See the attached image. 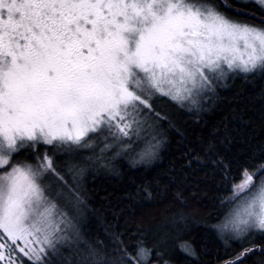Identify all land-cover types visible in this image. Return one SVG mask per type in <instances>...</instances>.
Here are the masks:
<instances>
[{
	"label": "snow or ice",
	"instance_id": "1",
	"mask_svg": "<svg viewBox=\"0 0 264 264\" xmlns=\"http://www.w3.org/2000/svg\"><path fill=\"white\" fill-rule=\"evenodd\" d=\"M257 74L264 0H0V264H176L175 248L211 264L182 239V203L151 241L94 235L86 179L147 169L170 134L186 139L178 114L199 116L229 80ZM185 147L184 167L207 161L231 183L224 216L201 217L226 250L216 259L264 264V143L239 183L216 143Z\"/></svg>",
	"mask_w": 264,
	"mask_h": 264
},
{
	"label": "trees",
	"instance_id": "2",
	"mask_svg": "<svg viewBox=\"0 0 264 264\" xmlns=\"http://www.w3.org/2000/svg\"><path fill=\"white\" fill-rule=\"evenodd\" d=\"M206 107L199 116L177 115L178 126L186 139L182 141L180 136L170 134V142L161 150L160 158L147 169L122 164L119 174L100 172L87 177L92 210L90 230L94 235L102 239L106 229L112 228L130 237L144 229L151 241L155 228L182 203L193 215L182 239L210 253L204 260L222 264V259L227 258L226 250L215 231L201 222V217L210 216V222L216 223L224 216L227 206L222 207L221 201L232 195L231 183L223 182L219 169L209 162L184 167L187 162L182 157L188 141L211 140L217 144L225 164L233 159L237 161L232 164L229 179L234 176L232 182L238 183L247 150L264 143V75L229 80L228 86L219 90L216 103ZM212 134H217L214 139ZM145 186L147 192L143 190ZM176 192L182 195L180 202L176 200ZM175 243L172 241L169 246ZM217 255L222 259L217 260ZM174 260L176 264H185L178 248L174 249Z\"/></svg>",
	"mask_w": 264,
	"mask_h": 264
},
{
	"label": "rangeland",
	"instance_id": "3",
	"mask_svg": "<svg viewBox=\"0 0 264 264\" xmlns=\"http://www.w3.org/2000/svg\"><path fill=\"white\" fill-rule=\"evenodd\" d=\"M239 182H240V181H239ZM239 182H238V183H239Z\"/></svg>",
	"mask_w": 264,
	"mask_h": 264
}]
</instances>
